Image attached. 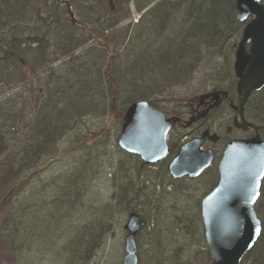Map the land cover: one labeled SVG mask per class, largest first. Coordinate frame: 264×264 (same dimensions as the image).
I'll return each instance as SVG.
<instances>
[{"label":"rangeland","instance_id":"1","mask_svg":"<svg viewBox=\"0 0 264 264\" xmlns=\"http://www.w3.org/2000/svg\"><path fill=\"white\" fill-rule=\"evenodd\" d=\"M140 1L131 0L127 7L120 5L121 9L115 8L118 14L112 17L114 26L109 29V34L118 39L114 38L117 44L114 49L122 56L119 58L121 63L124 58L130 62L146 47L136 40L135 26L159 0L138 11L136 3ZM106 5L98 7V10L104 12L108 8ZM70 9L75 23L70 20L65 4L57 7L51 5L50 13H61L66 24H82V29L90 28L89 22L95 10L90 3L75 1ZM161 26L164 28V24ZM123 29L126 31L123 32ZM129 37L132 39L130 42ZM163 37H169V34L166 32ZM122 40L124 42L119 45ZM230 40L239 41L238 38ZM90 42L65 56L52 53L51 66L55 73L60 74L72 61L77 64L82 57L85 64L94 63L97 58L88 55L92 49ZM50 51L55 52V48L52 47ZM99 54L101 57V50ZM78 56L80 59H76ZM108 56L109 53L102 56L103 82H106L109 73ZM233 56L234 51L230 54L228 70L225 59L213 58L211 66H215L214 70L202 69L201 65L195 67L188 79L163 83L162 93L149 98L164 114H177L182 119L168 133L167 142L173 149L170 156L154 165H145L137 156L125 153L118 147L123 120L116 118L108 107L95 112L87 107L66 119L63 122L64 134H55L49 147L40 152L38 165L27 170L23 176L28 177L27 184L40 186V206L37 209L40 226L35 232L37 240L21 249L18 245L14 247L4 229L8 210L5 207L0 211V264H122L127 234L123 226L131 212L142 222L135 235L137 264H210L200 202L216 185L217 162L226 142L231 138L249 137L252 132L232 127L234 113L228 101H223L201 119L192 121L188 106L195 105L200 95L214 90L223 89L229 94L232 91L234 94L230 98H236ZM118 80L121 81L120 76ZM1 81L0 103L8 105L11 102L5 99H14L18 116L12 117L15 113H9L8 117L1 118L0 132L11 124L12 118L19 117L21 120L20 115L28 112L24 103L29 100V92L22 83H11L8 87L10 80L3 77ZM144 82V85H148L150 80L145 79ZM43 84L44 80L32 87L40 103L47 96ZM136 84L143 85L139 80ZM104 89L107 93V84ZM48 90H51V86ZM127 106L121 99L118 110L124 114ZM31 114L29 111V118ZM204 129L219 137L217 142H208L203 147L214 152L212 165L198 177L172 178L166 170L167 163L182 143ZM13 157L10 155L7 163L0 167V200L9 185L13 184ZM65 181L73 184L69 186ZM261 185L264 190V178ZM262 215L261 209L257 216L261 218Z\"/></svg>","mask_w":264,"mask_h":264},{"label":"trees","instance_id":"2","mask_svg":"<svg viewBox=\"0 0 264 264\" xmlns=\"http://www.w3.org/2000/svg\"><path fill=\"white\" fill-rule=\"evenodd\" d=\"M75 1L79 0H0L1 79L10 80L8 87L11 83H22L29 92V100L24 107L28 108L30 114L32 112L30 118L28 112L20 115L21 120L19 117L12 118L11 124L0 132V167L7 163L10 155L14 156L11 171L13 184L1 196L0 211L8 207L4 229L7 236L12 237L11 243L14 247L18 245L19 249L37 240L35 232L40 226V213L37 211L40 186L27 184L28 177H23L24 173L38 165L40 152L49 147L55 134H63L66 119L87 107L91 112L103 111L108 107L116 118H122L123 113L118 110L121 99L127 105L136 100L149 101L153 95L162 93L163 83L188 79L195 67L201 65L202 69L214 70L215 66H211L213 58L225 59L228 70L230 54L237 44L236 40L231 42L230 39H239L244 25L235 19L234 0H159L135 26L136 40L146 45L142 50L144 52L137 54L130 62L124 58L121 63L119 58L122 56L114 49L117 46L115 36L109 34V29L114 26L112 17L118 14L115 8L121 9L120 5L127 7L131 0H81L95 9L89 22L91 29H82L83 25L73 24L75 22L66 24L61 13H50L51 5L57 7L62 4L66 5L68 12ZM153 1L156 0H141L136 3V9L141 11ZM104 4L108 8L101 13L98 7ZM43 23L45 26L41 28L40 24ZM163 24L164 28L161 26ZM166 32L169 37L165 38L163 35ZM115 39L118 40L117 37ZM131 40L129 37L128 42ZM87 42L91 43L92 48L88 55L97 58L94 60L97 64H85L82 57L77 64L72 61L60 74H56L51 66L52 53L65 56ZM52 47L55 52L50 51ZM106 53H109V73L106 82H103L102 56ZM76 59H80L79 56ZM119 76L121 81L118 80ZM145 79L150 80L148 85H144ZM42 80L47 96L40 103L32 87ZM138 80L143 85H137ZM106 84L107 93L104 89ZM50 86L51 90H48ZM231 94L234 92L231 91ZM5 101L11 103H0V119L17 111L14 99ZM16 114L12 117L18 116ZM245 117L261 126L260 134L264 140V87L252 93L247 100ZM64 183L73 184L71 181ZM261 209L263 215L259 218V238L240 264H264L262 185L255 203L256 214Z\"/></svg>","mask_w":264,"mask_h":264},{"label":"water","instance_id":"3","mask_svg":"<svg viewBox=\"0 0 264 264\" xmlns=\"http://www.w3.org/2000/svg\"><path fill=\"white\" fill-rule=\"evenodd\" d=\"M234 10L235 19L244 26L233 56L236 102L229 104L234 113L232 127L252 135L226 142L217 162V183L200 202L210 264H240L261 232L254 206L264 177V140L260 127L246 120L244 107L251 94L264 87V0H234ZM68 12L74 21L69 8ZM219 95L226 93L212 91L198 97L200 103L208 97L215 100L200 115L219 104ZM122 120L117 142L122 151L137 156L145 165H154L168 155L167 135L178 118H166L142 99L126 107ZM206 138L212 143L219 140L216 133L205 129L178 147L166 166L172 178L198 177L212 165L214 152L202 148ZM127 221L122 264H137L135 235L142 222L133 212Z\"/></svg>","mask_w":264,"mask_h":264},{"label":"flooded vegetation","instance_id":"4","mask_svg":"<svg viewBox=\"0 0 264 264\" xmlns=\"http://www.w3.org/2000/svg\"><path fill=\"white\" fill-rule=\"evenodd\" d=\"M207 94V93H206ZM198 99V98H197ZM205 103H200L199 102V100H197V103H195V105H193V104H190L188 107H189V112H188V114L189 115H191L192 117H191V121L192 120H199V119H201L200 117L201 116H206V115H208V113L211 111V109H214L215 107H217V106H215V107H213V108H211V109H209V111L207 112V113H204V115H200V113L202 112V111H204L205 109H207L206 107H208V104H206V105H204ZM231 109V108H230ZM177 118H178V120L176 121V122H174L173 124H172V127L174 126V124H177V123H181V121H182V119L181 118H179V115L178 116H176ZM205 130V129H204ZM203 131V130H202ZM202 131L200 132V134L199 135H197V136H195V137H198V136H200L201 135V133H202ZM209 132H210V134H212L211 133V131L209 130ZM194 138V137H193ZM168 141V140H167ZM208 142H210L207 138L205 139V141H204V143H203V145H202V148L206 145V143H208ZM212 143V142H211ZM167 145H168V142H167ZM168 149H169V152H168V155L166 156V158L167 157H169L170 156V153L172 152V148L171 147H169V145H168ZM205 149H208V147H206ZM164 160V159H163ZM206 171V170H205ZM204 171V172H205ZM203 172V173H204ZM202 175V174H201ZM217 183V182H216Z\"/></svg>","mask_w":264,"mask_h":264},{"label":"bare ground","instance_id":"5","mask_svg":"<svg viewBox=\"0 0 264 264\" xmlns=\"http://www.w3.org/2000/svg\"><path fill=\"white\" fill-rule=\"evenodd\" d=\"M238 21V20H237ZM239 22V21H238ZM46 23V22H45ZM45 23H43V24H40V27L42 28V27H44L45 26ZM241 23V22H240ZM244 26V25H243ZM243 26H242V29H243ZM241 32H242V30H241ZM240 37H241V34H240ZM240 37H239V39H240ZM214 92H225L226 93V95L225 96H222V95H219L220 96V102H219V104H221L224 100L225 101H228V105L231 103V102H233V103H235L236 102V98H235V100L233 99V98H230V94L229 93H227V91L226 90H223V89H220V90H214ZM235 94H236V91H235ZM214 99L212 98V97H208V98H206L204 101H203V103H205L204 105H206V104H208V107L210 106V105H212L213 103H214ZM218 104V105H219ZM217 105V106H218ZM208 107H206V108H208ZM230 107V106H229ZM245 107H246V105H245ZM245 107H244V113H245ZM165 115V117L166 118H177L176 116H177V114H164ZM246 120L247 121H249V122H252V121H250L248 118H246ZM174 122H172L171 123V128H170V130H169V132L171 131V129H172V124H173ZM252 123H254V122H252ZM255 124V123H254ZM255 125H257V126H259L260 127V129H259V132H260V130H261V126L260 125H258V124H255ZM64 134V133H63ZM62 134V135H63ZM120 136V135H119ZM132 213V212H131ZM127 222L128 221H126V223L124 224V226H123V228H124V230H125V225L127 224ZM142 225V224H141ZM10 237V236H9ZM12 238V237H11ZM11 238H10V241H11ZM9 239V238H8ZM136 247V246H135ZM136 258H137V256H136Z\"/></svg>","mask_w":264,"mask_h":264}]
</instances>
